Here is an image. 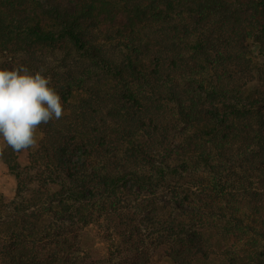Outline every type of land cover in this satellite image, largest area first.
Returning <instances> with one entry per match:
<instances>
[{
  "label": "trees",
  "instance_id": "trees-1",
  "mask_svg": "<svg viewBox=\"0 0 264 264\" xmlns=\"http://www.w3.org/2000/svg\"><path fill=\"white\" fill-rule=\"evenodd\" d=\"M47 69L64 115L0 190V264H264V0H0V67ZM153 249V258L148 253Z\"/></svg>",
  "mask_w": 264,
  "mask_h": 264
},
{
  "label": "clouds",
  "instance_id": "clouds-1",
  "mask_svg": "<svg viewBox=\"0 0 264 264\" xmlns=\"http://www.w3.org/2000/svg\"><path fill=\"white\" fill-rule=\"evenodd\" d=\"M47 69L0 67V141L15 152L34 148L41 125L64 115L62 98Z\"/></svg>",
  "mask_w": 264,
  "mask_h": 264
},
{
  "label": "rangeland",
  "instance_id": "rangeland-1",
  "mask_svg": "<svg viewBox=\"0 0 264 264\" xmlns=\"http://www.w3.org/2000/svg\"><path fill=\"white\" fill-rule=\"evenodd\" d=\"M0 143L3 144L2 141ZM19 160L22 164H29L28 151H23L19 154ZM4 167H0V190L4 194L6 201H11L14 197L15 183L10 182L8 175L4 174L2 170ZM108 222L101 219L99 223L91 224L86 227L80 234L78 240V252L81 256L87 255L88 259H91L93 264H117L124 261L127 258L126 253H117L112 240L118 241V238L112 229H109L106 224ZM148 253L153 258V249H149ZM154 264H171L168 258L161 256L154 257Z\"/></svg>",
  "mask_w": 264,
  "mask_h": 264
},
{
  "label": "crops",
  "instance_id": "crops-1",
  "mask_svg": "<svg viewBox=\"0 0 264 264\" xmlns=\"http://www.w3.org/2000/svg\"><path fill=\"white\" fill-rule=\"evenodd\" d=\"M2 146H5L4 144L0 143ZM24 165V164H23ZM3 166L4 170H2L4 172V174L8 175L9 181L10 182H14L15 183V188H16V179L15 176L13 174L10 173L8 166L2 161L1 157H0V167ZM14 194H15V189H14ZM14 197V196H13Z\"/></svg>",
  "mask_w": 264,
  "mask_h": 264
}]
</instances>
